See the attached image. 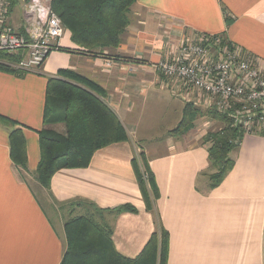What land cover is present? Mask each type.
Segmentation results:
<instances>
[{
    "label": "crops",
    "instance_id": "0c3cea01",
    "mask_svg": "<svg viewBox=\"0 0 264 264\" xmlns=\"http://www.w3.org/2000/svg\"><path fill=\"white\" fill-rule=\"evenodd\" d=\"M128 21L114 49L85 53L65 31L59 47L69 51H52L40 70L22 76L0 70V116L15 122L0 121V264H60L65 222L86 214L111 227L118 253L136 258L157 223L137 184L134 160L141 155L159 191L155 210L168 234L167 264H264V136L245 134L233 168L207 190L202 138L208 131L197 120L188 134L170 133L186 105L198 109L200 119L206 98L197 91L176 94L153 68L184 40L222 35L264 69V0H136ZM66 70L104 91L101 99L127 140L97 151L85 169L55 173L46 190L35 180L39 133L65 129L43 122L45 88ZM14 129L25 139V170L9 157ZM122 205L136 212H111Z\"/></svg>",
    "mask_w": 264,
    "mask_h": 264
},
{
    "label": "trees",
    "instance_id": "16d2710c",
    "mask_svg": "<svg viewBox=\"0 0 264 264\" xmlns=\"http://www.w3.org/2000/svg\"><path fill=\"white\" fill-rule=\"evenodd\" d=\"M136 0H52V9L60 18L71 42L85 53L98 54L104 49H114L127 28L128 12ZM229 23V19L226 20ZM58 50L69 51L59 48ZM18 57L0 53V70L22 76L25 72L11 69L10 63ZM104 91L94 82L73 71H59L49 78L45 88L43 122L63 124L65 133L43 130L39 133L40 159L35 180L48 190L53 175L65 169H85L92 156L99 150L127 140V134L116 114L101 99ZM211 110V111H209ZM206 116L223 126L208 131L202 138L207 146L209 167L203 175L207 190L216 188L233 168V155L245 135L231 126L229 119L214 109ZM199 117L198 109L186 105L179 124L170 133L186 134ZM4 124L14 121L0 116ZM264 136V130L257 133ZM9 157L13 166L25 170L27 155L25 139L20 129L9 135ZM134 160L135 174L141 197L147 211L157 218L151 234L140 254L130 259L115 249L111 227L99 223L94 215L72 216L64 224L65 250L60 264H167L168 234L160 225L155 210L159 191L147 161L141 155ZM112 213H135L130 205H122Z\"/></svg>",
    "mask_w": 264,
    "mask_h": 264
},
{
    "label": "built area",
    "instance_id": "2783aa9c",
    "mask_svg": "<svg viewBox=\"0 0 264 264\" xmlns=\"http://www.w3.org/2000/svg\"><path fill=\"white\" fill-rule=\"evenodd\" d=\"M22 16L15 19V7ZM52 0H0V53L18 57L20 72L38 71L64 35ZM176 94L199 92L208 109L225 115L245 134L264 130V69L222 35H198L153 65Z\"/></svg>",
    "mask_w": 264,
    "mask_h": 264
},
{
    "label": "rangeland",
    "instance_id": "374dc122",
    "mask_svg": "<svg viewBox=\"0 0 264 264\" xmlns=\"http://www.w3.org/2000/svg\"><path fill=\"white\" fill-rule=\"evenodd\" d=\"M14 11H15V19L17 20V21H19L20 19H21V16H22V10H21V8L19 7V6H17V7H15V9H14ZM65 33V32H64ZM15 63V62H14ZM159 73V72H158ZM167 95H170V93L166 90V92H165ZM194 93V91H191V93L190 94H193ZM204 110V109H203ZM201 111V110H200ZM207 111L208 110H204V111H201V114H203L202 115V117L200 118V119H197V120H199L198 121V123H197V125H198V127H199V124H202V127H200L201 128V131H216V130H218L220 127H222L223 125L220 123V122H218L217 120H215V119H212V118H210V117H208V116H206V113H207ZM209 111H211V110H209ZM154 119H156V121L158 122V121H160V117H154ZM196 120V121H197ZM211 121V123L213 122V124L211 125V124H209V125H207V126H205V124L208 122H210ZM190 131H188L187 132V134L189 133ZM51 219L52 220H54V216L51 214Z\"/></svg>",
    "mask_w": 264,
    "mask_h": 264
}]
</instances>
